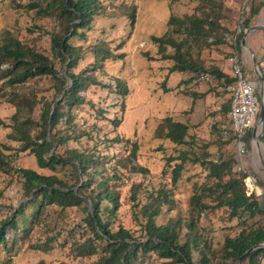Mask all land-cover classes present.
Returning a JSON list of instances; mask_svg holds the SVG:
<instances>
[{
	"label": "trees",
	"instance_id": "16d2710c",
	"mask_svg": "<svg viewBox=\"0 0 264 264\" xmlns=\"http://www.w3.org/2000/svg\"><path fill=\"white\" fill-rule=\"evenodd\" d=\"M115 3L114 0H29L16 6L35 9L39 17L59 20L46 33L50 53L37 50L9 31L0 40V100L15 109L11 115H0V127H10L12 132L8 137L21 143L14 154L7 153L6 150H11L9 145L0 148V172L19 174L23 178V195L29 197L19 207L10 203V197L0 203V264H7L22 247L21 240L30 238L32 229L39 225L46 228L37 241L43 253L68 248L74 259L86 264H233L251 247L264 243V198L247 191L244 173L235 170L237 158L230 155L222 159V153L211 152L212 140L201 145L194 137L189 141V125L174 120L172 115L158 124L155 136L177 146L184 145L182 149L177 148L176 157L168 159L171 172L168 168L164 172L173 191L161 189L152 195V190L141 189L142 183L135 177L145 169L138 163L137 145L125 156L115 154L124 139L111 135L122 123L123 113L120 115L118 108L125 109L124 99L130 88L119 74L114 75L108 64L117 59L116 49L124 46L120 43L114 47L103 39L105 31L109 34L108 27L91 25L104 14L126 12L135 17V7L122 2L115 9ZM241 6L232 9L227 0H197L193 13L170 16L168 23L174 28L169 33L151 37L159 43L161 58L173 61L171 72H179L182 77L190 75L184 81L185 87L211 75V81L215 79L218 85L229 89L237 80L233 69L237 54L241 70L252 80L241 56V38L253 20L262 15L264 0H246ZM95 30L102 35L91 39L90 34ZM175 33L177 39L171 36ZM252 34L260 38L259 41L252 39L257 49L263 51L260 54L254 48L260 64V57L264 58V29ZM167 46L174 49L172 55L166 54ZM215 48L226 51L232 60V75L216 67L209 70L199 59L202 51ZM88 54L92 60L82 65ZM65 66L67 75L62 73ZM260 69L264 76V66ZM39 79H47L51 85L39 86ZM68 81L70 86L66 89ZM256 81L254 90L260 102ZM92 87L103 89L101 100L89 98ZM178 87L183 90L184 86ZM229 93L230 99L220 115L222 121H216L212 129L220 130L226 138L224 143H235L231 132L227 136L223 134L232 124L231 90ZM203 95L193 91L189 96L195 101ZM217 96L221 95L217 93ZM114 100L116 104L112 103ZM85 110L87 114H83ZM252 134L253 127L245 137L249 147ZM261 142L264 144V131ZM22 153L35 157L41 171L20 166ZM195 158L200 162L199 176L204 180L200 184L194 182L188 207L191 217L159 223L160 215L176 210L171 195L179 188L188 161ZM257 181L264 185L262 180L257 178ZM125 188V198L139 228L127 229L122 222L115 227ZM89 202L93 211L89 209ZM75 209H80L83 217L72 224L67 217ZM218 209L227 210V220L237 221L240 231L227 234L223 245L214 250L199 233L198 225L203 211L210 213ZM263 260L264 247H260L249 252L243 264H261Z\"/></svg>",
	"mask_w": 264,
	"mask_h": 264
},
{
	"label": "rangeland",
	"instance_id": "374dc122",
	"mask_svg": "<svg viewBox=\"0 0 264 264\" xmlns=\"http://www.w3.org/2000/svg\"><path fill=\"white\" fill-rule=\"evenodd\" d=\"M28 1L29 0L0 1V40L4 37L5 33L9 31L18 36L20 40L34 46L37 50L50 53L49 36H47L46 33L52 31L59 20L55 17H39L36 15L35 9H28L25 8V6H23V8L19 7L21 3L27 4ZM114 1L116 2V5H114L115 9H118V6H120L118 4L122 2L125 5L135 7V17L131 18L126 12L118 13L117 15L104 14L93 21L91 25L94 28L108 27L107 31L109 30V34L107 35L105 31L103 39H106L105 41L114 47L118 46L120 43L124 46L123 49H116L117 59L110 61V64H108L114 75L117 76V74H119V77L123 81H127V85L130 88L129 94L126 99H124L126 105L125 109L118 108L119 114L121 115V113H123L122 123L118 131L113 132L111 136L116 137L120 135L124 139L121 147L115 152L117 157L127 155L129 150L133 149L134 144L138 146V163H141L145 169L138 177H135L137 182L142 183L141 189L143 190L144 187L152 190V195H156L161 189L173 191L172 186L168 183L169 178L165 176L164 172L167 168L168 171L171 172V168L168 166V159L170 156L176 157L179 154L177 148L182 149L184 145L177 146L168 139L163 140L161 137L155 136L158 124L166 117H171L170 115H172L174 120H180L189 125L190 134L187 138L189 141H191V137H194V141L201 145L203 142L212 140L213 143L209 147L211 152L217 154L222 153V159H226L230 155H233L236 159V144L234 142L224 143L226 138L224 139L221 136L220 130L214 131L212 129L216 121H222L220 115L224 104L230 99V88L225 89L223 86L218 85V81L215 79L211 81L210 79L213 78L211 75L203 76L201 79L193 82L190 85L191 87H185L184 81H186L190 75L182 77L179 72H171L170 68L173 65V61L168 58H161L159 43L151 39L152 36H163L174 28L170 27L168 23L171 15L184 16L193 13L197 5V0ZM245 2L246 0H227V3L231 4L232 9L240 5L243 7ZM228 14L231 17V11H229ZM243 19L244 18H241V21H243ZM253 21L251 26L264 23V8L262 15ZM230 22L231 19L228 20V24H230ZM237 29L238 26L235 27V31H237ZM251 34L252 33L247 36V42L250 41L249 38ZM98 35L102 34L100 31L95 30L94 33L90 34V38L94 39ZM171 36L173 39H177L176 37H178V34L175 33ZM254 38H256L257 41L260 40L257 34L254 35ZM252 44H255L254 40ZM241 47V56L245 63L247 74L250 75L254 82L256 81L254 77L257 76L253 64V57L247 49H244L243 46ZM120 53L123 55H120ZM173 53L174 49L167 46L166 54L172 55ZM194 54L196 57L197 50ZM228 55H230V51ZM199 59L209 70L216 67L232 75V60H230V57L226 56V51H221L216 48L206 49L199 54ZM91 60L92 56L89 54L86 55L85 59L82 61V65ZM111 62L113 66H111ZM261 66H264L263 57H260L259 67L261 68ZM64 68H62V73ZM256 82L259 87L258 81ZM32 83L36 85L34 81H32ZM38 84L39 86L47 88L51 85V82L47 79H39ZM179 84L184 86L183 90L181 87H178ZM90 90V99L93 98L95 101H99L104 96L102 88L98 90L92 87ZM184 91L188 94L184 93ZM193 91L205 95L202 97L197 96L195 101H193L189 96ZM214 92H217L221 96H217V93ZM112 103L116 104L117 101L114 100ZM14 112L15 109L13 107L0 100L1 116H8ZM85 113L87 114V110L83 111V114ZM227 121L228 118L226 119V122ZM10 132H12L10 127H0V148L3 145H9L11 150H6L7 153L14 154L17 147L21 146V143L8 137ZM260 146L261 151L264 152V144L262 142ZM186 147H189V145ZM21 155L23 157L19 163L20 166L41 171V169L38 168L35 157L30 156V154L22 153ZM196 159L197 158L192 162L188 161L186 166L187 171H184L182 178L179 180V188L174 191L173 196L171 195L174 199L176 210L173 212L168 211L160 215V217H158L159 223L165 224L171 218L182 217L189 219L191 217L192 214L190 215L191 211L188 207L190 197L194 194V182L199 181L200 184L204 180L202 176H199L198 165H200V162H196ZM249 165L250 168L252 166L251 169L253 171L249 169ZM246 169L254 173L256 180L258 178V180L264 182V169L261 166L258 152L253 155V159L248 157ZM235 170H238V164H236ZM17 175L19 174L13 173V175H9L0 172V203L7 201L9 197L12 201L10 203L16 207H19L23 201H28L29 197L23 195V178ZM126 181L127 177L124 182L126 183ZM259 187L262 192L258 195L264 198V185H259ZM254 192L257 193L256 191ZM125 195L126 188L122 193V211L118 215L115 227H119L122 222L123 227L127 229L139 228L138 221L134 218L128 204V198H125ZM150 198L151 197H149V199ZM201 215L202 220L198 225L199 233L212 245L214 250L223 245L227 234L235 235L240 231V227H238L239 229L237 228V221L227 220V210L218 209L210 213L203 211ZM82 217L83 214L81 210L75 209L72 213L70 212L67 221L74 224L75 222H80ZM29 223L31 224V222ZM45 229L44 226H35L31 231V237L21 240L22 247L13 258L8 262L6 259H3V261H6L7 264H39L40 260L43 261H41V264H86V262L82 263L74 259V255H71L68 248L43 253V251L37 247V241L41 236V232ZM1 258H4V255H1ZM236 262L233 264H236ZM160 264L166 263L160 262ZM261 264H264V260Z\"/></svg>",
	"mask_w": 264,
	"mask_h": 264
},
{
	"label": "built area",
	"instance_id": "2783aa9c",
	"mask_svg": "<svg viewBox=\"0 0 264 264\" xmlns=\"http://www.w3.org/2000/svg\"><path fill=\"white\" fill-rule=\"evenodd\" d=\"M233 69L237 77L236 83L230 87L231 90V109L229 117L231 119V127L225 128L223 134L229 135L231 132L235 137L237 148L238 170L244 173V182L247 191H256L261 194V189L257 183L254 174L246 169L248 157L253 159L256 154L255 141L251 138L250 147L247 146L245 137L251 127H255L260 109V102L254 90V83L241 70L240 59L238 54L233 58Z\"/></svg>",
	"mask_w": 264,
	"mask_h": 264
},
{
	"label": "water",
	"instance_id": "95a60500",
	"mask_svg": "<svg viewBox=\"0 0 264 264\" xmlns=\"http://www.w3.org/2000/svg\"><path fill=\"white\" fill-rule=\"evenodd\" d=\"M262 29H264V23L250 26L245 31V34L242 37L241 43H242V46L244 47V49L247 48V50L251 53V55L253 57V64H254V67H255V73H256V76L258 78V83H259L260 109H259V113H258V117H257V122H256V125H255L254 130H253L252 139L255 141L256 152H258V155H259V158H260V162H261V166L264 169V152L261 151V146H260V144H261V136L263 135V131H264V76H263V73H262V71H261V69L259 67V64H258V61H257V56H256L254 50L251 48V46L247 42V36L250 33H253L254 31H258V30H262ZM63 74L67 75L66 66H65V68L63 70ZM69 86H70V81H68V86H67L66 89H68ZM60 98L61 97H59L56 100V102ZM56 102L53 104V108H52V113L51 114H53V112L55 110ZM50 124H51V121H50ZM82 180H83V178H82ZM88 205H89V209L91 211H93L92 203L89 202ZM260 247H264V243H261V244H258V245H255V246L251 247L246 253L241 255V257L237 260L236 264H243V258L249 252H251L252 250H254L256 248H260Z\"/></svg>",
	"mask_w": 264,
	"mask_h": 264
},
{
	"label": "crops",
	"instance_id": "0c3cea01",
	"mask_svg": "<svg viewBox=\"0 0 264 264\" xmlns=\"http://www.w3.org/2000/svg\"><path fill=\"white\" fill-rule=\"evenodd\" d=\"M252 37H253L254 40H256V39L254 38V35L251 34V35H250V38H251V39H250V41L248 42V44L251 46V48L254 50V52H256L254 48L257 49V47H256L255 45L252 44ZM251 44H252V45H251ZM257 50H258V52H260V54H263V51H262L261 49H260V50L257 49ZM253 83H254V82H253ZM254 84H255V83H254Z\"/></svg>",
	"mask_w": 264,
	"mask_h": 264
},
{
	"label": "clouds",
	"instance_id": "9594fccd",
	"mask_svg": "<svg viewBox=\"0 0 264 264\" xmlns=\"http://www.w3.org/2000/svg\"><path fill=\"white\" fill-rule=\"evenodd\" d=\"M250 79V78H249ZM251 80V79H250ZM252 81V80H251ZM253 82V81H252ZM255 85V84H254ZM253 130H254V128H253Z\"/></svg>",
	"mask_w": 264,
	"mask_h": 264
},
{
	"label": "bare ground",
	"instance_id": "6f19581e",
	"mask_svg": "<svg viewBox=\"0 0 264 264\" xmlns=\"http://www.w3.org/2000/svg\"><path fill=\"white\" fill-rule=\"evenodd\" d=\"M247 49V48H246Z\"/></svg>",
	"mask_w": 264,
	"mask_h": 264
}]
</instances>
